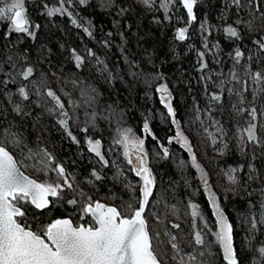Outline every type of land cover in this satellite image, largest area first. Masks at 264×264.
Masks as SVG:
<instances>
[{
  "label": "trees",
  "instance_id": "obj_1",
  "mask_svg": "<svg viewBox=\"0 0 264 264\" xmlns=\"http://www.w3.org/2000/svg\"><path fill=\"white\" fill-rule=\"evenodd\" d=\"M11 2L0 0V7L7 8ZM258 4L263 10V0ZM220 7V0H196L194 12L197 18L206 15L212 22L214 16L224 17L220 20L223 34L211 33L209 38L215 53L199 57L211 71L209 94L219 97L213 99L215 113L227 134L224 156L207 162L235 167L241 183L247 180L249 184L247 193L239 186L232 193H221L216 185L211 186L238 240L240 222L244 223L249 214H262L264 218V146H257L256 139H248L249 145L258 148L254 149L253 161L259 170L258 178L248 177L247 153L235 147L236 115L231 100L237 95L229 92L228 83L232 64L246 56L247 47L264 37V12L253 28L245 22L243 13L238 14L242 17L237 21L233 10L223 15ZM24 12L28 32H15L7 16L0 17V146L15 157L23 171H28L29 162L47 171L34 170L35 180L62 186L59 198L51 199L48 208L38 211L25 204L24 219L32 229L69 217L78 225L93 223L82 212L87 197L90 201L101 197L126 215L128 204L138 207L140 193L129 185L135 178L127 173L129 168L115 137L116 131L123 129L143 138L155 178L154 193L144 216L160 264H167V255H174L175 250L181 255H205L204 261L199 256L189 259L190 264H196L198 259L201 264H226L220 246L209 234L202 245H195L187 204L195 200L214 230L206 191L186 152L170 141L175 127L155 91L161 82L166 84L176 121L188 126L192 101L200 97L198 65L191 54L184 53L182 43L173 39L171 26L155 27L148 15L134 8L132 0H24ZM228 27L238 35L229 36ZM226 35L231 39L227 40ZM237 50L242 53L240 57L235 55ZM29 68L32 72L25 79ZM21 88L27 99L21 95ZM144 125L149 133L143 132ZM90 142H99V156L90 150ZM58 164L68 172L71 188L64 184L66 178L55 171ZM55 173L61 181L56 180ZM70 200L77 203L70 204ZM237 250L238 264H248L252 256L261 255L257 250L244 252L238 243Z\"/></svg>",
  "mask_w": 264,
  "mask_h": 264
},
{
  "label": "rangeland",
  "instance_id": "obj_2",
  "mask_svg": "<svg viewBox=\"0 0 264 264\" xmlns=\"http://www.w3.org/2000/svg\"><path fill=\"white\" fill-rule=\"evenodd\" d=\"M27 4L30 3L27 2ZM132 4L134 8L148 15L150 22L155 27H161L164 24L170 25L172 28L171 35L173 39H177V31L179 29L186 28V38L184 40H177L182 43L184 47V53L186 55L191 54L193 56L194 63L198 65L196 74L199 80L200 97L198 100L193 99L192 101L193 113L189 118H187L189 122L188 126H186L185 124L182 125L178 121H176L175 123L172 122L175 127V134L173 137H171L170 141L178 144V146L186 152L188 162L195 169L196 176L200 184L202 185L203 190L212 191L211 186L216 185V188L221 193L236 192L238 186L240 189H242L243 192H249L248 181L244 180L241 183L235 167L230 165L217 166L216 163H214L213 165L211 163H208L209 160L213 158L215 159L216 157H223L226 153L225 137L227 134L225 128L222 126L221 122L216 116L215 103L213 98L209 94V88L212 87L210 78L211 71L201 64L199 56L201 53H203V56H212L215 53V46L213 42L209 40V38L211 33L221 32V34H223L220 20L224 19V17L219 18V16H214V22H212L206 17V15H201L198 18L195 15V19L190 22L187 14L181 6L180 0H132ZM165 4H167V8H165ZM195 5L196 2L194 4V7ZM220 6L221 7L218 10L223 15H227L233 10L236 15L235 20L237 21L241 20L242 17L238 14L243 13L245 22L253 28L258 24V16L260 17L264 12V9H260L258 0H239V4L235 3L234 0H220ZM53 27H55L54 24ZM225 38L227 40L231 39L227 35L225 36ZM195 41L198 42L199 48H196L197 45ZM262 45H264V37L261 41H255L249 47L246 46V56L244 58H241L240 60H237L238 62L233 63L231 66V80L228 83L229 92L233 95H237L236 97L234 96L231 100V109L236 115V119H234L233 121L235 147L240 153H247V160L245 163L246 174L248 177L252 178L259 177V170L254 165L253 161L255 157L254 149H258L256 147L260 145L262 147L264 146V106L262 105L264 101V47H262ZM99 71L100 69L98 70V72ZM257 73L260 74L259 80L256 79ZM95 77L98 81H100V78L98 76L95 75ZM162 87L166 88L167 92L171 94L169 88L163 82L156 86V93L161 92L160 89ZM243 109H245L246 111L244 114L242 113ZM253 109H255V118H253L252 115ZM253 125L257 146L248 144V129ZM143 132L149 133V128L147 127L146 130L145 125L143 126ZM125 135L128 136L127 143L123 142ZM115 137L121 144L127 168H129V171H127V173L131 174L135 178L132 182H129V185L132 186L134 190L137 189L139 192L140 182L137 177V171L142 166L141 160L143 161V165L146 166L151 172L152 178L155 183V178L149 167V158L145 147L143 146V138L128 133L123 129L117 130ZM44 141L48 147L47 140L45 139ZM141 141L143 151H140L137 147V145H139ZM45 152L50 156V152L48 150ZM193 157L195 158V160H193ZM40 166H37L35 164V168L33 163L29 162L27 166V172L23 171L22 168L21 169L24 173L33 178L34 170L39 171L40 169L43 170L44 173H47V171L41 169ZM204 166H206L207 168L205 169ZM57 167L63 166L61 164H58L56 168ZM214 168L216 169V172L214 171ZM229 176L234 177L235 182H232L229 179ZM55 178L56 180L59 179L56 173ZM64 178H66L68 182L73 185L66 170ZM59 181H61V179H59ZM57 198H59V196ZM87 199L89 200L84 206L89 203L93 204L95 201L103 202L106 205H109L104 202L101 197H96L95 200L93 199L92 201H90L89 197H87ZM193 204L197 205L198 207L199 215L196 217L192 216L191 205ZM25 208L26 205H24V209ZM187 208L190 217V219L188 217V223L194 231L193 238L195 245H201L197 244L195 241L197 233L201 235L203 241L207 237V234H209V236L213 239V242L219 245L216 239L217 229L215 227V223L213 230L212 224L204 216V213L201 212L200 207L195 202V200H190L187 204ZM23 220L26 221V223L32 228V225L27 221V219L23 218ZM92 224H94V222L89 223L86 226H91ZM74 225L79 226L77 223H74ZM240 225L241 229L238 237L239 241L236 239V237H234L236 251L238 252L237 243L239 248L241 247L244 252L257 250L258 253L260 252L261 254L260 257L252 256L248 264H264V252H261V249H264L263 215H256L254 213H251L248 215L244 223L240 222ZM233 231H235L234 228ZM170 247L174 248L173 245H170ZM196 256L200 257H198L199 259H201L200 261H204L205 259L204 254H199ZM196 256L181 255L180 252L175 250L174 255H167V264H190L189 259L192 258L193 260H195ZM199 259L197 263L201 264V262H199ZM202 264L206 263L202 262Z\"/></svg>",
  "mask_w": 264,
  "mask_h": 264
},
{
  "label": "snow or ice",
  "instance_id": "obj_3",
  "mask_svg": "<svg viewBox=\"0 0 264 264\" xmlns=\"http://www.w3.org/2000/svg\"><path fill=\"white\" fill-rule=\"evenodd\" d=\"M195 2L196 0H183V6L192 20L195 19ZM234 2L239 4V0ZM164 6L167 8V4ZM5 16L10 20L12 30L28 32L29 21L24 12V0H12L7 8L0 7V17ZM186 32V28L179 29L177 39L184 40ZM226 32L231 37L238 35L232 27H228ZM200 55L203 56V53ZM235 55L240 57L242 53L237 50ZM31 72L32 69L29 68L24 74L25 79ZM256 79H260L259 73L256 74ZM160 91L167 92V89L162 87ZM20 93L27 99L23 88ZM48 95L56 99L54 93L49 92ZM213 99L219 97L214 96ZM168 112L173 114L170 105ZM252 115L255 118V109L252 110ZM147 127L145 125L146 130ZM248 136L249 139H255L254 125L249 127ZM127 141L128 136L125 135L123 142ZM137 147L143 151L142 141ZM98 149L99 142L91 144L90 150L95 151L97 156L100 155ZM48 159L51 160V157ZM141 165L137 175L143 181L140 189L142 199L138 201V207L127 205V215L115 207L95 202L94 205L89 203L82 208L83 214L90 215L94 221L91 226H74L69 219H57L39 230H33L26 221L20 219L26 216L23 206L30 203L37 209L48 208L49 197H58L62 186L59 183H40L25 176L10 152L0 146V264H159L144 216L154 180L148 168L143 166L142 160ZM55 171L59 177H65L63 167H57ZM229 179L235 182L234 177L229 176ZM64 184L69 188L72 186L67 179H64ZM68 202L73 205L77 203L76 200ZM212 204L219 224L216 239L223 249L224 258L227 264H238L232 246V226L219 210L214 198ZM191 207L192 216H198L197 205L193 204ZM195 241L201 245L204 243L199 233L196 234Z\"/></svg>",
  "mask_w": 264,
  "mask_h": 264
},
{
  "label": "water",
  "instance_id": "obj_4",
  "mask_svg": "<svg viewBox=\"0 0 264 264\" xmlns=\"http://www.w3.org/2000/svg\"><path fill=\"white\" fill-rule=\"evenodd\" d=\"M180 3H181V6H182V8H183V10L185 11V13L187 14V16H188V13H187V9L186 8H184V6H183V0H180ZM193 15L195 16V12H194V5H193ZM188 19H189V21L191 22L192 21V19H190L189 18V16H188ZM157 98H158V101H159V104H160V106L163 108V110L165 111V113H166V115L171 119V121L173 122V123H175L176 122V119H175V114H174V106H173V99H172V96H171V94L170 93H168V92H164V93H162V92H159V93H157ZM171 106V108H172V112H173V114H169V112H168V106ZM11 154V153H10ZM12 155V154H11ZM13 156V155H12ZM14 157V156H13ZM14 159H15V157H14ZM16 160V159H15ZM17 162V161H16ZM144 166V165H143ZM17 167L19 168V170H20V172H22L25 176H27V177H29L30 179H33V180H35L34 178H32L31 176H29V175H27L26 173H24L23 171H22V169H21V167L19 166V164L17 163ZM137 177H138V180H139V182H140V187H139V192H140V189L142 188V186H143V181H142V179H141V177L140 176H138L137 175ZM37 181V180H36ZM37 182H39V181H37ZM153 193H154V185H153V188H152V195H153ZM151 195V196H152ZM150 196V197H151ZM150 197H149V199H150ZM205 197H206V201H207V204H208V206H209V208H210V212H211V216H212V218H213V220H214V223H215V227H216V229H217V232L219 231V224H218V222H217V217H216V214H215V211H214V208H213V204H212V200H213V198L215 199V203H216V205H217V201H216V198H215V196L213 195V193L211 192V191H209V190H206V192H205ZM53 197H49V201H50V199H52ZM140 199H142V197H141V192H140ZM139 199V200H140ZM95 202H99V201H95ZM94 202V203H95ZM94 203H93V205H94ZM100 203H102V204H105V203H103V202H100ZM30 204V203H29ZM31 205V204H30ZM106 205V204H105ZM34 209H36V210H38V211H41V210H43V209H37V208H35L33 205H31ZM107 206H109V207H115V206H113V205H107ZM139 206V205H138ZM218 206V205H217ZM147 207V206H146ZM116 208V207H115ZM219 208V207H218ZM146 209V208H145ZM118 210V209H117ZM219 210L223 213V215H224V217H225V219L227 220V222L231 225V222H230V220H229V218H228V215L221 209V208H219ZM90 216V215H89ZM90 218H91V216H90ZM59 219H69V220H71L70 218H59ZM92 219V218H91ZM57 220V219H56ZM55 221V220H54ZM72 221V220H71ZM94 222V221H93ZM73 223V222H72ZM73 225H74V223H73ZM75 226V225H74ZM232 226V225H231ZM219 246H220V244H219ZM232 246H233V250H234V252H235V255H236V259H237V262H238V256H237V251H236V248H235V243H234V235H233V227H232ZM220 251H221V256H222V259L224 260V262L227 264V261L225 260V258H224V252H223V249H222V247L220 246ZM159 264H160V262H159Z\"/></svg>",
  "mask_w": 264,
  "mask_h": 264
},
{
  "label": "bare ground",
  "instance_id": "obj_5",
  "mask_svg": "<svg viewBox=\"0 0 264 264\" xmlns=\"http://www.w3.org/2000/svg\"><path fill=\"white\" fill-rule=\"evenodd\" d=\"M194 27H196V26H194ZM195 29V28H194ZM123 170V169H122ZM51 174V173H50ZM186 247V246H185ZM183 249V248H182Z\"/></svg>",
  "mask_w": 264,
  "mask_h": 264
},
{
  "label": "flooded vegetation",
  "instance_id": "obj_6",
  "mask_svg": "<svg viewBox=\"0 0 264 264\" xmlns=\"http://www.w3.org/2000/svg\"><path fill=\"white\" fill-rule=\"evenodd\" d=\"M53 199V198H52Z\"/></svg>",
  "mask_w": 264,
  "mask_h": 264
}]
</instances>
